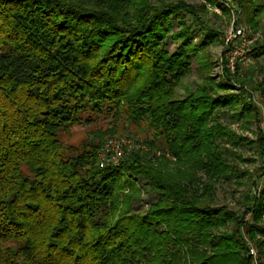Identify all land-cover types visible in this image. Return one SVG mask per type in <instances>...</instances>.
Instances as JSON below:
<instances>
[{
    "label": "trees",
    "instance_id": "trees-1",
    "mask_svg": "<svg viewBox=\"0 0 264 264\" xmlns=\"http://www.w3.org/2000/svg\"><path fill=\"white\" fill-rule=\"evenodd\" d=\"M182 11L194 15L180 0H0V264H257L264 188L242 211L215 204L235 172L214 117L226 97H173L189 30L178 52L163 41ZM100 115L139 128L141 141L117 137L140 147L112 163L103 137L63 140ZM142 191L155 196L143 211Z\"/></svg>",
    "mask_w": 264,
    "mask_h": 264
},
{
    "label": "rangeland",
    "instance_id": "rangeland-1",
    "mask_svg": "<svg viewBox=\"0 0 264 264\" xmlns=\"http://www.w3.org/2000/svg\"><path fill=\"white\" fill-rule=\"evenodd\" d=\"M180 1L191 7L194 15L182 11L170 16L171 29L163 44L169 52H178L183 39L174 40V35L188 29L185 40L191 62L190 71L179 79L173 97L188 96L201 86L212 87L213 96L226 97L227 103L214 117L229 131L222 151L235 172L216 184L215 204L242 211L244 194L264 188V0ZM99 117L93 123L72 125L63 133V140L80 147L127 132L133 133L135 140L145 137L137 127L120 131L116 121ZM145 182L137 178L141 188ZM140 195L133 204L134 209L143 211L155 196L143 191ZM255 238L262 239L258 235ZM262 247L251 246L255 258L261 257L257 264L264 261L259 254Z\"/></svg>",
    "mask_w": 264,
    "mask_h": 264
},
{
    "label": "built area",
    "instance_id": "built-area-1",
    "mask_svg": "<svg viewBox=\"0 0 264 264\" xmlns=\"http://www.w3.org/2000/svg\"><path fill=\"white\" fill-rule=\"evenodd\" d=\"M240 33V31H238ZM233 58H231V66H233ZM140 147L139 144H135L134 140L127 139L126 137H114L108 139L107 142L101 149L100 157L101 159H106L111 161L112 163H117L121 154L125 151V149H132ZM103 162V161H102Z\"/></svg>",
    "mask_w": 264,
    "mask_h": 264
}]
</instances>
